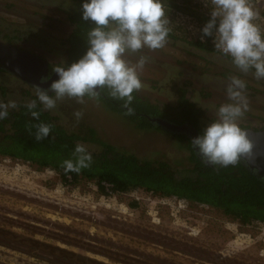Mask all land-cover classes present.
<instances>
[{"label":"rangeland","instance_id":"rangeland-1","mask_svg":"<svg viewBox=\"0 0 264 264\" xmlns=\"http://www.w3.org/2000/svg\"><path fill=\"white\" fill-rule=\"evenodd\" d=\"M11 1L25 16L4 12L1 16L33 35L22 48L45 59L51 68L62 65L66 58L62 41L73 30L66 16L58 17L55 7H43L37 14L44 21H29L30 3ZM162 2L169 20L167 43L125 56L131 65L141 55L146 57L138 69L142 82L138 96L171 110L184 94L202 110L206 126L215 119L213 108L229 102L221 81L237 76L252 90L245 93L249 107L240 127L262 125L264 79L233 68L230 58L216 50L191 45L206 41L199 39L203 24L192 16H209L204 0ZM248 2L258 13L254 23L264 33V0ZM25 83L0 73V101L20 105L35 99L36 87ZM84 101L64 98L47 111L70 131L84 136L94 129L99 140L141 159L164 154L165 159L185 162L188 149L182 141L163 130L137 129L97 97L86 96ZM76 111L83 113L79 120ZM83 144L98 149L91 142ZM0 264H264V223L243 225L207 205L141 189L102 195L92 181L66 184L53 170L0 156Z\"/></svg>","mask_w":264,"mask_h":264},{"label":"clouds","instance_id":"clouds-1","mask_svg":"<svg viewBox=\"0 0 264 264\" xmlns=\"http://www.w3.org/2000/svg\"><path fill=\"white\" fill-rule=\"evenodd\" d=\"M210 8L209 19L199 29L201 40L211 37L214 49L240 72L253 71L257 79H264V33L254 20L258 13L248 0H204ZM81 19L93 27L87 32V49L71 64L56 65L52 71L58 77L47 87L36 86L35 99L24 107L33 118L39 120L41 110H52L64 98L83 104L84 98H96L107 88L111 97L124 101L128 107L133 93L139 91L142 82L138 69L146 62L141 55L135 65L125 56L147 48L156 50L167 43L169 20L162 0H82ZM246 83L237 76H230L224 85L228 101L214 107L215 119L201 133L191 139V144L202 159L213 165H236L242 157L253 154V144L239 121L248 110L245 95ZM18 107L15 100L0 101V120ZM77 120L83 117L76 111ZM35 140L49 137L51 126L39 123L35 126ZM75 159L63 162L66 172H78L88 167L92 156L85 145L77 144Z\"/></svg>","mask_w":264,"mask_h":264},{"label":"trees","instance_id":"trees-1","mask_svg":"<svg viewBox=\"0 0 264 264\" xmlns=\"http://www.w3.org/2000/svg\"><path fill=\"white\" fill-rule=\"evenodd\" d=\"M69 1L66 14L73 30L62 41L66 56L62 63L64 66L84 54L87 32L94 26L81 19L82 0ZM192 16L203 25L209 19V16ZM205 40L193 41L191 45L215 51L211 46L212 38L206 37ZM133 96L128 106L132 109L131 114L124 101L111 97L107 88L97 98L109 111L122 115L137 129L163 130L174 140L185 143L188 156L186 160L184 158V163L172 158L165 159L164 154L154 159H141L114 144L99 140L94 129L86 131L84 136L80 132L70 131L47 110H41L40 118L36 120L24 107L25 104L10 109L8 117L0 120V156L30 162L38 169L53 170L66 184H77L81 179L92 181L102 195L141 189L161 197L207 205L243 225L264 223V182L249 170L244 161L227 167L209 165L195 150L189 136L171 133L151 121L159 117L175 124H187L200 134L205 127L202 123L203 112L195 103L182 94L178 96L176 105L168 110L139 97L136 91ZM41 122L50 125L51 131L48 138L36 141L35 126ZM83 142H91L98 147L96 151L86 147L92 156L91 164L78 172H66L63 162L74 160L75 146L84 145Z\"/></svg>","mask_w":264,"mask_h":264},{"label":"water","instance_id":"water-1","mask_svg":"<svg viewBox=\"0 0 264 264\" xmlns=\"http://www.w3.org/2000/svg\"><path fill=\"white\" fill-rule=\"evenodd\" d=\"M0 69L34 87L37 85L44 87L46 84L42 83L41 78H47L50 72L49 63L45 59L2 40H0ZM57 78L54 73L48 83ZM151 121L171 133L192 136L195 133V130L187 124L179 125L159 117L152 118ZM244 131L253 144V154L242 157L241 161H244L249 170L264 182V128L259 131L252 129Z\"/></svg>","mask_w":264,"mask_h":264},{"label":"flooded vegetation","instance_id":"flooded-vegetation-1","mask_svg":"<svg viewBox=\"0 0 264 264\" xmlns=\"http://www.w3.org/2000/svg\"><path fill=\"white\" fill-rule=\"evenodd\" d=\"M23 1L24 2H29L30 3L29 6L33 7L31 15H30L31 19L26 17L27 20H29V21H31V20L33 21L34 19H39L40 21H44V20H41L40 17L38 16V14H37L39 8L43 9V7H47V8L48 7H50V8L51 7H55L56 8L55 10H57V13H58V17L61 14H64L66 16V18L68 19L66 12L68 10L67 6L70 5V1L69 0H23ZM64 2H65V4L63 5ZM12 3L13 2L11 0H0V40H2L4 42L11 43V44H13V45L25 50L24 48H22V47H24L22 44L25 43V41L27 39L31 38L32 34L30 33V29L23 31L24 28L22 26H20L16 22L14 23V22H11V21H8V20H4L6 18L1 16V15H3L2 12L6 13L8 15L14 16V17H16V16H20V17L25 16L23 14V10L22 11L19 10ZM26 29H28V27ZM25 51H27V50H25ZM28 52H30V51H28ZM30 53H32V52H30ZM232 67L235 68L234 66H232ZM0 73H7V71H3L2 70V72H0ZM53 74H54V72L52 71V68L50 67V72H49V76L47 77V80H49V78ZM12 76L15 79L18 78V77L14 76V75H12ZM22 82H24V81H22ZM221 82L223 83V85H225L227 81H221ZM25 84H27V83H25ZM29 86L32 87V85H29ZM44 87H47V84L44 85ZM33 88H34V86H33ZM251 92H252V90L250 88H248V86H246L245 93H251ZM254 95H251L250 99H254L253 98ZM241 128L243 130L252 129V130H255V131H259V130L264 128V123L262 125H260V126H252V127L245 126V127H241ZM184 135L189 136L192 139V138L198 136L199 132L195 130V133H194L193 136L192 135H187V134H184ZM209 165H212V164H209Z\"/></svg>","mask_w":264,"mask_h":264},{"label":"built area","instance_id":"built-area-1","mask_svg":"<svg viewBox=\"0 0 264 264\" xmlns=\"http://www.w3.org/2000/svg\"><path fill=\"white\" fill-rule=\"evenodd\" d=\"M205 39H206V37L202 41H204ZM200 40H201V38H200Z\"/></svg>","mask_w":264,"mask_h":264}]
</instances>
